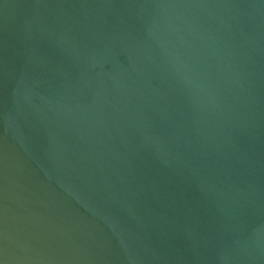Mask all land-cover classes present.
Wrapping results in <instances>:
<instances>
[{"label": "water", "instance_id": "water-1", "mask_svg": "<svg viewBox=\"0 0 264 264\" xmlns=\"http://www.w3.org/2000/svg\"><path fill=\"white\" fill-rule=\"evenodd\" d=\"M0 264H264V0H0Z\"/></svg>", "mask_w": 264, "mask_h": 264}]
</instances>
